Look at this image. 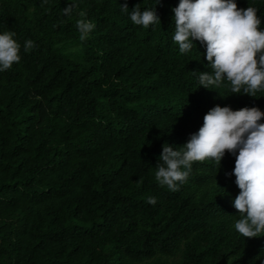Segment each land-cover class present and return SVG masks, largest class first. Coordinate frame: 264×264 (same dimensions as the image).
<instances>
[{
    "label": "trees",
    "instance_id": "obj_1",
    "mask_svg": "<svg viewBox=\"0 0 264 264\" xmlns=\"http://www.w3.org/2000/svg\"><path fill=\"white\" fill-rule=\"evenodd\" d=\"M126 2L160 22L134 25L125 0H0V33L21 45L0 72V264H264V236L234 228L233 154L193 163L174 192L155 179L165 143L217 105L264 112V92L199 84L206 45L174 43L179 0ZM235 2L264 31V0ZM79 19L95 25L84 41Z\"/></svg>",
    "mask_w": 264,
    "mask_h": 264
},
{
    "label": "clouds",
    "instance_id": "obj_2",
    "mask_svg": "<svg viewBox=\"0 0 264 264\" xmlns=\"http://www.w3.org/2000/svg\"><path fill=\"white\" fill-rule=\"evenodd\" d=\"M75 7L74 2L69 3L63 9L64 15L70 16ZM120 10L128 13L134 25L143 28L160 22L155 8L141 11L136 5L129 13L125 0ZM257 11L251 6L238 8L235 0H179L172 9L175 28L172 39L180 52L190 51L193 41L206 45L211 71L199 72L201 86L210 89L227 81L234 94H240L241 89L252 97L264 92V31L260 30ZM76 27L79 39L84 41L95 25L79 19ZM14 36L12 31L0 33V72L20 62L21 45ZM34 46L32 40H27L24 50ZM262 118L264 112L257 107L235 111L227 106L213 107L186 144L175 150L167 143L163 145L156 181L170 191H177L178 184L187 180L193 163L213 160L220 165L226 152L233 154L232 174L240 190L233 201L240 217L234 228L243 238L264 236V123L259 122ZM147 203L154 206L157 200L149 197Z\"/></svg>",
    "mask_w": 264,
    "mask_h": 264
}]
</instances>
